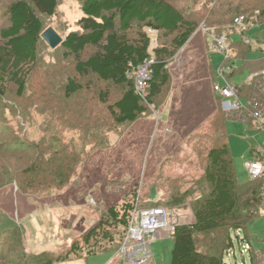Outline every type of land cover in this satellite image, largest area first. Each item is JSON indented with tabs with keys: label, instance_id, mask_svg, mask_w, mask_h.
Returning a JSON list of instances; mask_svg holds the SVG:
<instances>
[{
	"label": "rangeland",
	"instance_id": "obj_1",
	"mask_svg": "<svg viewBox=\"0 0 264 264\" xmlns=\"http://www.w3.org/2000/svg\"><path fill=\"white\" fill-rule=\"evenodd\" d=\"M11 1L0 0V7L3 8ZM214 2L216 0L173 1L186 13L199 16L198 19L205 13L204 6L211 7ZM83 14V1L80 0H58L56 12L52 16L38 13L44 30L52 27L62 37L79 29L78 20ZM1 15L0 12V25L5 23ZM202 23L206 24L204 17L200 18V25ZM208 28L212 30L210 35L208 31H199L185 50L179 51L178 58L173 62L179 68L177 75L186 64L185 70H199L196 66L205 63L208 55L211 56L216 73L222 67L228 53L213 50L214 29ZM234 32L235 29L230 28L226 33L229 34L230 44L242 56L235 59L234 66L243 69L232 78V83L241 84L251 73L264 69V51L254 49L261 47V44L252 40L250 44L253 50L246 53V44L237 42L238 37ZM251 36L255 38V32H251ZM155 38L157 42L151 44L150 48L152 54L155 47L162 43L169 44L172 36L157 31ZM74 64L73 56H68L62 46L52 49L41 39L37 68L27 83L25 95L19 96L17 86L10 84L6 95L0 98V142L24 140L39 145L41 150L47 147L49 151H54L55 148L51 145L58 146L54 137L65 139L60 132L65 125L60 109L62 93L57 87L67 80L70 73H74ZM171 68L173 69L170 66ZM205 68L206 64L204 70ZM77 78L85 87L83 96L89 99L87 107H92L90 118L82 116L80 122L87 123L88 128L95 124L93 131H104L103 146L107 147L99 148L89 162L80 167L77 175L64 185L32 194L24 193L19 185V178H24L22 170L27 165V160H21L18 154L7 153L6 160L7 165H11L10 168H5L2 161L0 162V264H23L20 259L22 250L31 256L48 250L56 256L69 250L73 241L83 244L81 236L100 221L108 208L121 205L137 190L142 206H166L172 210L178 221L190 223L194 220L192 204L205 191L203 175L208 151L216 143L217 137L214 138L212 130L211 133L208 132V126H204L198 133H189L188 126L182 125L184 119H166L174 110L172 108L175 107L178 97L175 89L180 88L181 80L174 79L173 84L166 87L163 95L155 104L148 106L146 113L135 123L114 124L106 106L98 101L97 92L99 89L108 90L109 101L113 103L120 98L122 89L78 74ZM202 80L199 91L206 89V85L213 87L216 82V78L211 82L207 72ZM210 91L212 95L219 96L211 87ZM181 98L177 101L178 108ZM165 104L168 114L162 113L166 111V108L162 110ZM221 107L224 108L223 102ZM87 109L84 108V115L88 114ZM110 125L113 126L111 132L107 131ZM227 132L237 179L239 182H247L250 175L245 163L254 158L251 148L260 151L264 148V130L253 129L244 121L231 119L227 122ZM62 143L64 144V140ZM45 155L48 159L49 154ZM178 194L185 195L184 201L173 206L169 201ZM259 215L260 217L248 225L246 232H230L234 240V251L231 255H226L225 263L250 264L249 254L254 253L255 264H264V207L260 209ZM118 230L121 231L122 228L111 229L113 233ZM223 233L224 231L218 237L223 239ZM213 235L205 236V239L197 236V244L201 249H204L203 243H210ZM243 237L252 244L250 253L240 252V239ZM100 241L101 247L97 248L99 254H87L89 246L84 244L78 255L85 257L77 255L68 261L55 264L109 262L116 245L108 243L106 239ZM152 242L155 264H170L173 236L160 234Z\"/></svg>",
	"mask_w": 264,
	"mask_h": 264
},
{
	"label": "trees",
	"instance_id": "obj_2",
	"mask_svg": "<svg viewBox=\"0 0 264 264\" xmlns=\"http://www.w3.org/2000/svg\"><path fill=\"white\" fill-rule=\"evenodd\" d=\"M80 1H83L84 14L78 20L79 29L70 31L60 45L68 56H73L75 63L74 73H70L67 80L57 87L62 93L60 109L65 125L60 132L65 139L55 135L58 146L51 145L54 151H49L47 147L41 150L39 145L24 140L0 142V162L5 168L11 166L7 165V153L18 154V158L27 160L22 170L24 178H19L20 189L26 194L64 185L77 175L80 167L87 164L99 148L107 147L103 146L104 131H93L95 124L88 128L87 123L80 122L82 116L90 118L92 107H87L89 99L83 96L85 87L77 74L120 87L122 94L113 103L109 101V91L103 89L97 92L98 101L106 106L114 124H131L146 113L148 106L155 104L171 83L172 72L167 65L196 32L200 18L204 17L205 25L212 27L215 35H222L233 28L235 17L246 15L248 23L254 26L249 35L255 32V38L251 36V39L261 44L254 49L264 51V0H216L211 7L204 6L205 13L199 19V16L186 13L173 3L174 0ZM57 6L58 0H12L0 7L1 16L5 19V23L0 25V98L6 95L10 84L17 86L19 96L25 95L27 83L37 68L39 44L44 31L38 13L52 16ZM146 27L172 36L170 43L155 47L152 54L149 50L150 37L144 30ZM236 41L241 43L242 39ZM241 44L246 43L242 41ZM245 48L246 53L253 50L251 44H246ZM151 57L154 61L150 87L147 100L143 101L136 94L134 79L129 74ZM227 63L229 60L225 58L223 65ZM238 93L240 107L226 111L217 97L214 113L195 131L198 133L208 126V132L212 130L217 140L208 151L203 175L205 191L192 204L194 220L176 226L170 264H227L224 258L227 251L234 247L230 232H246L248 225L260 217V209L264 207V180L238 181L227 132V122L231 119L264 130V75L238 86ZM84 108H88L87 115L83 113ZM107 128V131H112L113 126ZM257 151V155L261 156ZM45 154H49L48 159ZM184 196L178 194L169 202L173 206L178 205L184 201ZM135 198L136 193L121 205L108 208L100 221L81 236L83 244L73 241L69 250L56 256L48 250L33 256L22 250V263L65 262L80 254L84 244L89 246L87 254L96 255L102 239L115 245L124 235ZM169 202L167 204L171 206ZM114 228L122 230L113 233L111 229ZM222 231L223 239L218 237ZM211 234L214 235L210 237V243H203L204 249H201L197 236L205 239ZM240 241L242 246H249L247 253H250L252 244L246 237ZM255 258L254 253L249 254L250 264L256 263Z\"/></svg>",
	"mask_w": 264,
	"mask_h": 264
},
{
	"label": "built area",
	"instance_id": "obj_3",
	"mask_svg": "<svg viewBox=\"0 0 264 264\" xmlns=\"http://www.w3.org/2000/svg\"><path fill=\"white\" fill-rule=\"evenodd\" d=\"M259 13V11H257ZM253 25L248 23L247 17L243 14L238 15L233 20V28L238 39L241 38L246 44L252 43L249 32L253 29ZM158 30L147 28L146 32L150 37L151 44H155V38ZM199 31L207 32L210 35L212 30H209L205 24H201L195 33ZM213 50H222L228 53L229 63L222 65L217 73V81L213 84V91L223 99L224 110H232L240 107V97L238 86L232 83L230 76L235 71L236 67L231 62L236 56L235 48L230 44L229 35L213 34ZM151 48V45H150ZM151 50V49H149ZM154 57L144 60L139 64L129 77L134 79L135 92L143 101L147 100L148 90L150 87V78L152 75V63ZM264 75V69L251 73L246 82L254 78ZM257 115V114H256ZM252 160L245 163V167L250 175V179L264 180V152H260ZM136 198L132 211L129 216L128 224L125 228L124 235L119 242H116V250L113 252L112 260L109 262H117L118 264H154V252L152 240L160 234L166 236H174L176 226L182 222L178 221L175 214L169 207H143L139 202V190L135 191ZM134 197V195H132ZM249 246L243 245L240 252H247ZM234 251V250H233ZM232 249L227 251V256L232 254Z\"/></svg>",
	"mask_w": 264,
	"mask_h": 264
},
{
	"label": "crops",
	"instance_id": "obj_4",
	"mask_svg": "<svg viewBox=\"0 0 264 264\" xmlns=\"http://www.w3.org/2000/svg\"><path fill=\"white\" fill-rule=\"evenodd\" d=\"M198 33H194L192 34V36L190 37V39L187 41V43L180 49V50H185V47L188 46V43L190 41L193 40V38H195V36H197ZM179 50V51H180ZM179 51L177 52V54L170 60L169 64L167 65L170 69V66L173 67V69L171 68V72H172V81L170 84H173L174 79H180L181 83H180V88H176L175 93L177 94V98L176 100L178 101L179 98H181V103L179 108L177 107V101L175 102V107L172 108L174 109L172 112H170L171 115H169L168 118H173V119H179V120H183L182 125L184 126H188L189 129V133L191 132H195L196 129L198 127H200L201 125H204L208 119L212 116V114L214 113L216 106H217V96H214V94L212 95V91H210V87L213 89L212 86L210 85H206V89H204L203 91H199L198 88L202 83V78L204 77V73H208L211 82H214V79L216 78L217 81V73L213 67V63L211 61V56L208 55V57L206 58L205 63L202 62L201 65L196 66V69L199 68V70H185L186 65H184V68L182 70V72L177 75L178 73V66L174 65V61L178 58L179 55ZM236 56L233 58L232 63L235 65V59L237 57H242L240 56L239 52L236 50L235 51ZM245 57V55L243 56ZM198 58V57H197ZM201 58V57H200ZM199 59V58H198ZM197 61V60H195ZM206 64V70H204V65ZM243 68H236L234 74H232L230 76V79L232 80V78L238 74L239 70H242ZM177 70V72L175 71ZM237 70V71H236ZM188 72V74H186ZM177 75V76H176ZM244 83H246V81H244L241 84H236L237 86H241ZM212 85V84H211ZM169 86V85H168ZM179 93V94H178ZM185 93V94H184ZM184 94V95H183ZM218 98H220V102L222 103L223 99L218 96ZM162 113L164 114H168L167 109L168 107L165 106L162 108L165 109ZM224 109V108H223ZM161 110V111H162ZM160 118V117H159ZM159 120V119H158ZM157 120V123H158ZM167 122V121H166ZM135 123V122H134ZM192 126V127H189ZM250 126V125H249ZM250 128L256 129L254 126ZM258 130V129H257ZM258 149L256 148H251V155L253 157H255L257 155V151ZM260 151V150H259ZM260 152H264V148L261 149ZM99 254V253H98ZM73 256H77V255H73ZM72 256V257H73ZM79 257H85V255H78ZM71 257V258H72ZM70 260V259H69ZM60 263V262H58ZM108 263V262H107ZM106 264V263H105Z\"/></svg>",
	"mask_w": 264,
	"mask_h": 264
},
{
	"label": "water",
	"instance_id": "obj_5",
	"mask_svg": "<svg viewBox=\"0 0 264 264\" xmlns=\"http://www.w3.org/2000/svg\"><path fill=\"white\" fill-rule=\"evenodd\" d=\"M42 39H44L47 44L52 48L55 49L59 47L65 37H62L54 28L50 27L46 30H44L41 34Z\"/></svg>",
	"mask_w": 264,
	"mask_h": 264
}]
</instances>
